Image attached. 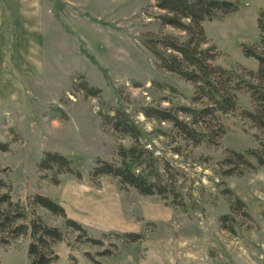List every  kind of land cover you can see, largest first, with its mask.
I'll list each match as a JSON object with an SVG mask.
<instances>
[{
	"label": "rangeland",
	"instance_id": "rangeland-1",
	"mask_svg": "<svg viewBox=\"0 0 264 264\" xmlns=\"http://www.w3.org/2000/svg\"><path fill=\"white\" fill-rule=\"evenodd\" d=\"M261 9L264 0H243L238 11L205 22L217 64L239 72L258 66L242 44L260 40ZM158 13L153 0H0V176L14 198L49 195L103 241L79 240L66 217L37 207L70 242L55 243L54 264H93L91 256L105 264H264V166L252 156L255 168L223 163L229 150L264 142L242 114L253 109L250 95L240 91L238 109L219 114L225 133L214 144L193 145L171 123L147 117L151 106L194 105V84L162 69L145 45L152 34L179 33ZM83 81L100 94L88 95ZM115 107L136 120L170 168L176 201L143 195L112 175L92 178L99 158L119 160V146L132 143L103 119ZM46 151L65 155L73 172L39 168ZM236 198L245 205L233 208ZM125 232L143 237L117 235ZM28 244L23 235L0 243V264H32Z\"/></svg>",
	"mask_w": 264,
	"mask_h": 264
},
{
	"label": "trees",
	"instance_id": "trees-1",
	"mask_svg": "<svg viewBox=\"0 0 264 264\" xmlns=\"http://www.w3.org/2000/svg\"><path fill=\"white\" fill-rule=\"evenodd\" d=\"M161 13L156 18L163 26H170L179 33L165 32L150 35L145 40L146 47L157 58L159 66L194 84L192 97L194 105L180 104L172 107L151 106L145 109L147 117L160 123L169 122L178 135L193 145L204 142L218 143L225 133V126L219 114H228L238 109L240 91L249 93L253 109L242 111L244 117L252 121L264 133V9L258 13L257 25L260 40L253 44H242L244 54L254 57L258 67L241 68L242 72L217 64L219 55L215 43L209 44L205 22L220 20L239 10L243 0H153ZM88 95L97 96L101 89L90 86L86 81L80 85ZM112 113L103 114L104 121L117 133L131 138L129 146L121 144L117 155L119 160L99 158L92 169V178L112 175L123 186L134 187L143 195L159 194L164 198L180 196L178 187L170 175V168L161 161L154 149L144 141L146 133L136 120L124 109L115 107ZM177 153L181 148L176 149ZM264 166V142L260 148L246 152L229 150L223 163L241 165L245 169L255 168L249 159ZM41 169L66 170L73 172L72 162L57 151H46L39 163ZM230 168L226 174H232ZM81 173H77L80 177ZM13 184L0 176V243H9L18 236H28V255L32 264H54L59 260L55 243L67 241V234L58 226L48 224L37 207H44L56 215L66 217V225L79 232L78 239L94 244H102V239L88 234L79 221L66 215L65 207L51 196L35 192L26 199L14 198ZM245 203L236 198L233 208ZM229 217H221L224 221ZM122 238L136 241L141 233H117ZM93 264H105L91 256Z\"/></svg>",
	"mask_w": 264,
	"mask_h": 264
},
{
	"label": "crops",
	"instance_id": "crops-1",
	"mask_svg": "<svg viewBox=\"0 0 264 264\" xmlns=\"http://www.w3.org/2000/svg\"><path fill=\"white\" fill-rule=\"evenodd\" d=\"M258 67V66H257ZM257 67H255V68H251V69H254V70H256L257 69Z\"/></svg>",
	"mask_w": 264,
	"mask_h": 264
}]
</instances>
